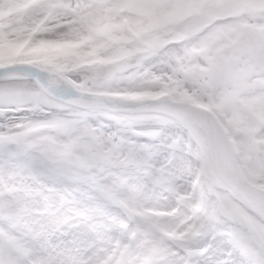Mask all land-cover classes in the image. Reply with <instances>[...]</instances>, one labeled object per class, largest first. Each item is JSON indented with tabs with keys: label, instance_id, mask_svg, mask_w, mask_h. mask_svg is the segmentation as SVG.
<instances>
[{
	"label": "rangeland",
	"instance_id": "1",
	"mask_svg": "<svg viewBox=\"0 0 264 264\" xmlns=\"http://www.w3.org/2000/svg\"><path fill=\"white\" fill-rule=\"evenodd\" d=\"M194 1L0 0V66L31 63L55 75L48 79L51 83L61 81L79 90L122 99L165 94L175 101L187 98L207 108L211 106L238 145L240 155H235V160L244 176L264 186V127L249 132L252 126L264 122V16L248 15L249 9L264 11V0H205L199 3L198 13L193 10ZM119 8L152 11L158 21L190 15L174 29L180 39L177 46L95 66L94 56H90L96 46L87 39L91 30L112 35L121 44L127 39L110 26L112 14L108 12ZM221 14L231 17L210 22L212 15ZM122 20L133 31L148 24V19L138 21L134 13H126ZM190 28L194 32L182 37ZM181 37L186 40L182 42ZM110 46L111 51L125 48L119 43ZM77 59H82L83 66ZM65 61L73 67L64 65ZM224 64L229 65L230 73L221 82L217 73ZM6 105L0 118V180L2 174L18 173L25 183L31 181L19 186L13 179L1 181L0 264H97L108 253L113 235H117L116 224L121 222L118 207L133 216L138 230L125 235L129 238V244H125L128 253L121 262L115 258L116 263L136 264L142 260L143 264H264V213L256 207H246L210 176L205 137L197 128L158 115L129 120L100 111H78L47 100L21 73L0 79V108ZM34 105L38 110L31 112ZM119 125L131 126L126 138L112 132V127ZM33 131L36 133L26 137V132ZM189 134L192 143L185 146ZM169 144L175 145L174 151H168ZM120 145L126 147L122 158L121 151L113 153ZM193 150L200 155L199 162L191 159ZM194 179L197 195L178 207V197L189 193ZM84 187L92 188L94 200L83 211L100 221L112 214L101 234L94 237V243L98 239L104 249L94 250L92 244H85V235L63 241L62 236L69 232L58 228L60 221L73 217L68 212L61 213L56 206L63 200V191L75 194L74 190ZM17 190L30 196L35 212L45 206L40 200H54L47 209L46 221L34 219V228L24 229L34 236L41 231L40 247L46 251L40 257L32 255L30 245L12 243L7 233L25 234L19 230L22 218L12 205H1L8 203L7 196H16ZM43 190L47 196H41ZM77 194L80 195H75L74 200L82 205L80 198L89 194ZM70 211L78 215L82 208ZM229 212L241 215L246 226L232 222ZM204 223L206 235L210 225L217 226L219 244L209 251L206 241L181 250L186 246L179 244L181 240L191 242L195 234L203 231ZM87 228L89 233L90 226H81L82 230ZM26 252L30 261L19 262Z\"/></svg>",
	"mask_w": 264,
	"mask_h": 264
},
{
	"label": "water",
	"instance_id": "2",
	"mask_svg": "<svg viewBox=\"0 0 264 264\" xmlns=\"http://www.w3.org/2000/svg\"><path fill=\"white\" fill-rule=\"evenodd\" d=\"M225 71L226 69L221 72L222 77ZM32 78L40 87V89L49 97L78 108H101L112 111H139L143 108L142 104H129L128 106H123L124 104H120L113 99L106 100V98L102 97V95L80 92L72 88L50 86L40 80L39 74L32 75ZM178 107L184 111L189 112L193 117L198 119L207 130L210 141V153L212 156V160L215 167L218 168L221 175L223 176V179L227 183L232 185V187L238 192L240 189H245L252 193L258 194L256 189L250 187L243 180L237 178L230 171L220 166V161L218 160L215 150V133L219 131V129L216 126L215 122L209 119L208 114H206V112L193 109L192 107L188 106ZM260 197L264 201V195H260Z\"/></svg>",
	"mask_w": 264,
	"mask_h": 264
},
{
	"label": "trees",
	"instance_id": "3",
	"mask_svg": "<svg viewBox=\"0 0 264 264\" xmlns=\"http://www.w3.org/2000/svg\"><path fill=\"white\" fill-rule=\"evenodd\" d=\"M6 194V193H4ZM21 202H27L28 200L23 199V197L19 196ZM19 198H17L19 200ZM6 200H9L10 203H12V208L14 209V212H16L17 215H19V217L23 218L24 221H27L30 216L33 215L32 211L30 210L31 208L29 206H27L26 209H22L21 207L23 206V204L26 206V203L21 204V202L15 203L14 201H16V196H7ZM29 203V202H27ZM5 206V205H2Z\"/></svg>",
	"mask_w": 264,
	"mask_h": 264
}]
</instances>
